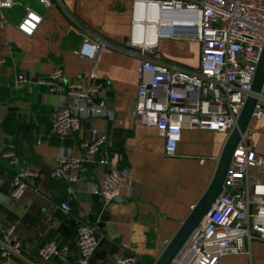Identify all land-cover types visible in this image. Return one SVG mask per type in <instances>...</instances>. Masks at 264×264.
Listing matches in <instances>:
<instances>
[{"label": "crops", "instance_id": "crops-1", "mask_svg": "<svg viewBox=\"0 0 264 264\" xmlns=\"http://www.w3.org/2000/svg\"><path fill=\"white\" fill-rule=\"evenodd\" d=\"M25 6L43 14L33 36L23 34L17 23ZM77 21H73L71 17ZM6 27L0 32V226L16 224L23 243L22 258H0V264H77L76 233L81 220L101 228L102 238L93 256L98 264H114L115 254L132 253L137 260L152 264L200 200L214 176L228 134L212 130H184L175 156L166 155L165 138L154 126L136 121L135 102L139 88L140 56L129 51L133 22L132 0H63L45 10L35 0L5 12ZM85 28L110 42L97 62L81 57L77 50L87 35ZM161 37L156 51L166 60L195 67L200 45L193 38ZM9 45L11 52H9ZM67 76L85 79L95 71L102 84L97 100L113 113L112 117L89 118L75 133H60L52 126V114L59 97L46 84H16L19 73L46 78L57 66ZM106 130L112 161L130 171L128 186L120 190L122 201H115L101 213V202L91 192L109 169L99 163L105 146L83 163L81 180L68 190V182L50 176L62 147L83 156L81 142L91 128ZM249 143L264 154V119L252 120ZM14 151L19 158L12 165L1 157ZM19 167L35 168L39 176L29 182L23 198L11 197L12 179ZM249 181L264 186V170L252 169ZM67 199L70 211L60 204ZM94 210V213H93ZM50 240L70 247L63 259L43 261L39 249ZM252 264H264V241H247ZM136 260V261H137ZM237 256L226 264H248Z\"/></svg>", "mask_w": 264, "mask_h": 264}, {"label": "built area", "instance_id": "built-area-1", "mask_svg": "<svg viewBox=\"0 0 264 264\" xmlns=\"http://www.w3.org/2000/svg\"><path fill=\"white\" fill-rule=\"evenodd\" d=\"M45 10L63 0H35ZM133 22L129 51L140 56L139 88L134 115L138 122L154 126L165 138L166 155L175 156L184 130H212L229 134L236 125L246 97L251 93L254 74L264 46V0H132ZM21 0H0V32L6 27V10L20 5ZM142 10L136 19L137 10ZM17 28L33 36L43 21V14L25 6ZM156 11L160 34L154 43L147 40L144 26L150 25L149 12ZM77 21L75 17H71ZM142 27L135 35L136 26ZM87 35L77 53L97 62L110 42L97 32L85 28ZM188 36L200 45L199 65L189 67L166 60L156 51L161 37ZM9 52L11 46L9 45ZM6 62L0 57V64ZM95 71L90 77L78 79L67 76L62 65H57L46 78L19 73L18 87L29 83L46 84L59 97V105L52 114V126L60 133H75L84 120L112 117L97 93L102 84ZM264 119V93L253 113L252 120ZM249 130V129H248ZM110 138L106 130L91 128L90 136L81 142L82 157H75L71 148L62 147L50 176L68 182V190L81 180L84 162L105 146L99 163L108 166L100 182L91 186V192L101 202L104 213L115 201H122L120 190L128 186L130 171L112 161ZM12 165L19 163L14 151L2 154ZM252 169L264 170V154L256 152L249 143V132L236 148L223 192L209 213L196 227L170 264H224L230 256H245L252 264L247 241H264V186H251ZM39 171L19 167L12 179L10 195L23 198L29 182ZM63 212L70 211L67 199L60 204ZM102 234L99 225L89 220L79 222L76 233L77 264H98L93 256ZM70 252L67 244L50 240L41 246L43 261L65 258ZM23 243L16 224L0 226V258H22ZM134 254H115L114 264H135Z\"/></svg>", "mask_w": 264, "mask_h": 264}, {"label": "water", "instance_id": "water-1", "mask_svg": "<svg viewBox=\"0 0 264 264\" xmlns=\"http://www.w3.org/2000/svg\"><path fill=\"white\" fill-rule=\"evenodd\" d=\"M264 93V46L262 48L257 69L254 74L251 93L246 97L242 110L237 118L236 125L229 132L224 148L218 159L217 167L210 185L196 203L190 214L181 224L174 236L169 240L159 257L152 264H170L180 249L189 239L196 227L213 208L223 192L224 182L228 175L233 154L247 133L253 119V113ZM94 213V210H93ZM92 221V214L89 216ZM135 264H145L137 260Z\"/></svg>", "mask_w": 264, "mask_h": 264}, {"label": "bare ground", "instance_id": "bare-ground-1", "mask_svg": "<svg viewBox=\"0 0 264 264\" xmlns=\"http://www.w3.org/2000/svg\"><path fill=\"white\" fill-rule=\"evenodd\" d=\"M149 19L150 25L144 26V28L148 32L147 40L149 43H154L156 41L157 36L160 34V28L158 26V21L156 18L157 12L152 10L149 12ZM142 16V10L138 9L136 13V19H140ZM142 27L137 25L135 29V35L139 34V30L141 31Z\"/></svg>", "mask_w": 264, "mask_h": 264}, {"label": "rangeland", "instance_id": "rangeland-1", "mask_svg": "<svg viewBox=\"0 0 264 264\" xmlns=\"http://www.w3.org/2000/svg\"><path fill=\"white\" fill-rule=\"evenodd\" d=\"M179 38H180L179 40H190V39H189L190 37H188V36L186 37V36H183V35H180ZM199 55H200V53H199ZM198 65H199V64H198ZM198 65H197V66H198ZM195 67H196V66H195ZM234 257H237V256H230V257L225 258V259L223 260V263L226 264V260H228V259H230V258H234Z\"/></svg>", "mask_w": 264, "mask_h": 264}, {"label": "trees", "instance_id": "trees-1", "mask_svg": "<svg viewBox=\"0 0 264 264\" xmlns=\"http://www.w3.org/2000/svg\"><path fill=\"white\" fill-rule=\"evenodd\" d=\"M99 231H100V233H101V228H100V226H99Z\"/></svg>", "mask_w": 264, "mask_h": 264}]
</instances>
